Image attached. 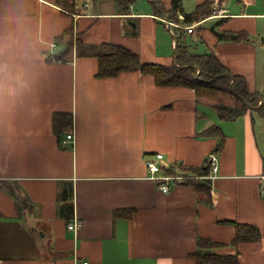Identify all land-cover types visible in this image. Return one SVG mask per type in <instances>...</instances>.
<instances>
[{
    "label": "crops",
    "instance_id": "crops-1",
    "mask_svg": "<svg viewBox=\"0 0 264 264\" xmlns=\"http://www.w3.org/2000/svg\"><path fill=\"white\" fill-rule=\"evenodd\" d=\"M64 1L0 0V264H197L199 238L233 240L229 221L260 229L261 240L238 251L241 264H264V117L222 120L216 100L158 86L140 71L99 79L97 58L76 52L47 62L50 44L72 26L91 46H123L145 63L176 59V23L156 15L152 0H137L127 14L115 0H82L79 15ZM160 1L167 14L172 0ZM204 1L185 0L184 12ZM214 1V15L190 25L185 42L264 94V0ZM213 28L245 32L248 41L219 42ZM56 112L73 115L67 147V135L53 131ZM212 125L226 139L216 178L206 177L210 194L193 183L160 192L145 160L163 154V167L191 175L181 167H206L217 148L218 139L199 135ZM126 209L134 213L115 218ZM75 221L81 226L70 231Z\"/></svg>",
    "mask_w": 264,
    "mask_h": 264
},
{
    "label": "trees",
    "instance_id": "trees-1",
    "mask_svg": "<svg viewBox=\"0 0 264 264\" xmlns=\"http://www.w3.org/2000/svg\"><path fill=\"white\" fill-rule=\"evenodd\" d=\"M152 1L154 2L156 15L162 17L161 11L164 9L162 2L160 0ZM184 1L172 0L171 8L167 11L168 20L179 25L174 28V34L177 38L176 52L178 54L176 63L175 61L170 64L145 63L135 52L112 43H103L99 46L85 44L81 39L75 37L73 26L52 43L56 46L55 49L61 46L63 51L56 55L52 54L54 50L51 49L52 44H50L52 51L46 54V61L65 62L72 52H76L77 57L97 58L95 76L99 79L115 78L127 71H140L144 75L152 76L158 86L185 87L195 92L197 100H216L217 103L214 107L222 120L234 121L248 112L257 113L259 116L264 117V104L259 107L260 102L264 101L263 93L251 91L247 80L243 76L231 74L213 52L198 54L185 42L184 36L187 26L212 17L215 10V1L205 0L189 14L184 12ZM136 2L137 0H115L120 14H127L130 7ZM63 9L69 14L80 13L77 10L76 0H65ZM180 14L184 16L183 20L179 19ZM212 32L219 42L248 41L245 32H218L215 28L212 29ZM224 99L231 101L226 104ZM72 126L73 115L71 113L56 112L52 115L53 131L59 137L70 134ZM199 135L218 139L214 154L220 152L224 146L226 135L217 125H212L201 131ZM181 168H184V172L192 173L193 175L208 176L211 173L209 165L204 168L186 166ZM165 174L179 173L176 172V167H172L165 170ZM209 182V179H190L181 185L193 183V187L197 192L210 194ZM155 185L159 190L158 184L155 183ZM19 199L24 204V200L22 198ZM133 213V209L118 211L115 213V218H128ZM229 223L233 224L236 229L235 236L231 242L224 244L201 238L198 239L197 250L193 254L197 264H241L240 252L238 251L239 245L256 243L261 240V231L257 226L233 221H229ZM229 248H233L235 252L228 250Z\"/></svg>",
    "mask_w": 264,
    "mask_h": 264
},
{
    "label": "built area",
    "instance_id": "built-area-1",
    "mask_svg": "<svg viewBox=\"0 0 264 264\" xmlns=\"http://www.w3.org/2000/svg\"><path fill=\"white\" fill-rule=\"evenodd\" d=\"M192 30L189 29V32ZM56 46L54 44L51 45L52 50L55 49ZM74 140V134L70 133L66 136V139L61 142L63 147H67L71 141ZM164 160L163 154H156L154 158H148L145 160V167L149 174V180L155 182L158 184L159 190L164 193L168 194L173 186H178L190 179H200L206 177L213 179L216 178V174L219 170V159L217 154H210L208 156V165L211 168V175L210 176H202V177H194L193 174H165V170L167 168L163 167L162 163ZM261 188H260V194L264 197V176L261 178ZM81 226V223L79 221L71 222L68 226V229L70 231H73ZM79 264H91L90 262L83 261Z\"/></svg>",
    "mask_w": 264,
    "mask_h": 264
},
{
    "label": "rangeland",
    "instance_id": "rangeland-1",
    "mask_svg": "<svg viewBox=\"0 0 264 264\" xmlns=\"http://www.w3.org/2000/svg\"><path fill=\"white\" fill-rule=\"evenodd\" d=\"M52 1H55V2H57L59 5H62V2H59V0H52ZM81 1L82 0H76V3H77V5L78 6H81L82 4H81ZM137 3V2H136ZM64 11V10H63ZM166 22V21H165ZM176 43H177V40H176ZM197 51V50H196ZM199 51H201V50H199ZM198 52V51H197ZM207 111V110H206ZM208 112H209V118H213V117H211L212 116V112L208 109ZM215 112V114H216V111H214ZM228 250H230V251H233L234 249L233 248H229Z\"/></svg>",
    "mask_w": 264,
    "mask_h": 264
},
{
    "label": "bare ground",
    "instance_id": "bare-ground-1",
    "mask_svg": "<svg viewBox=\"0 0 264 264\" xmlns=\"http://www.w3.org/2000/svg\"><path fill=\"white\" fill-rule=\"evenodd\" d=\"M131 8H132V6H131ZM166 16H167V14H166ZM164 19H165V21L171 26V24L173 23V22H171V21H169L168 20V18L166 19L165 18V16H164ZM176 25V24H175ZM174 25V27L176 28V26ZM177 26H179V25H177ZM182 29H184V28H182ZM187 30H186V33L187 34H193V32H194V26H187V28H186ZM189 29H191L192 31L191 32H189ZM176 60V59H175Z\"/></svg>",
    "mask_w": 264,
    "mask_h": 264
},
{
    "label": "water",
    "instance_id": "water-1",
    "mask_svg": "<svg viewBox=\"0 0 264 264\" xmlns=\"http://www.w3.org/2000/svg\"><path fill=\"white\" fill-rule=\"evenodd\" d=\"M160 9V8H159ZM161 10V9H160ZM163 12V14H164V16H165V18L167 19V16H166V14L164 13V11H162ZM133 25V24H132ZM133 27H135V26H133ZM175 54H176V59H177V57H178V54H177V52H176V50H175ZM177 61L175 60V63H176Z\"/></svg>",
    "mask_w": 264,
    "mask_h": 264
}]
</instances>
